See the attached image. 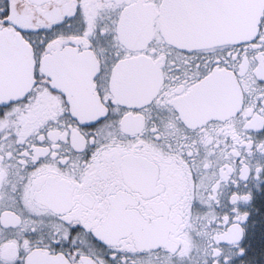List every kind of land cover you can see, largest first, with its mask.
<instances>
[{
	"label": "snow or ice",
	"instance_id": "snow-or-ice-1",
	"mask_svg": "<svg viewBox=\"0 0 264 264\" xmlns=\"http://www.w3.org/2000/svg\"><path fill=\"white\" fill-rule=\"evenodd\" d=\"M0 264H264V0H0Z\"/></svg>",
	"mask_w": 264,
	"mask_h": 264
}]
</instances>
